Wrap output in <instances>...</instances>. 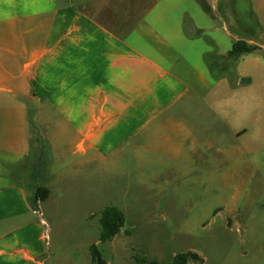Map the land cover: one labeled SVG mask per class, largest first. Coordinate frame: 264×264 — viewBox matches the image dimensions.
Here are the masks:
<instances>
[{
    "label": "crops",
    "instance_id": "obj_1",
    "mask_svg": "<svg viewBox=\"0 0 264 264\" xmlns=\"http://www.w3.org/2000/svg\"><path fill=\"white\" fill-rule=\"evenodd\" d=\"M166 3L133 4L144 12L126 16L124 3L105 0H89L85 12L71 0H0V264H45L44 220L31 218L37 212L14 180L33 147L31 115L52 130L50 149L67 145L80 157L72 170L89 169V150L111 153L137 138L131 152L163 155L187 175L203 166L206 151L214 160L226 138L247 135L264 64L248 55L235 63L248 85L211 75L203 63L209 50L198 44L202 28L192 22L183 32L182 18L164 14ZM202 8L219 29L207 13L216 7Z\"/></svg>",
    "mask_w": 264,
    "mask_h": 264
},
{
    "label": "rangeland",
    "instance_id": "obj_2",
    "mask_svg": "<svg viewBox=\"0 0 264 264\" xmlns=\"http://www.w3.org/2000/svg\"><path fill=\"white\" fill-rule=\"evenodd\" d=\"M105 1L124 3L126 16H137L139 9L144 12L133 4L168 2L162 10L183 19V32L192 22L202 28L198 44L209 50L203 63L211 75L222 73L242 85L251 82V77L234 71L242 56L235 63L223 57L234 41L227 31L258 46L247 55L264 64V0ZM71 2L78 10L89 11V0ZM211 5L215 11L207 13L215 15L216 30L202 8ZM216 53H223L216 58L218 66L211 64ZM252 95L259 103L253 104L254 120L247 135L231 137L229 142L225 137L214 160L206 151L203 166L187 175L181 164L161 161L163 155L144 149L131 152L137 138L111 153L89 150V169L72 170V162L80 157L68 152L67 145L63 153L56 146L50 149L46 140L52 130L38 127L31 115L33 147L17 163L19 179L14 180L27 195L36 186L51 191L49 199L40 202V211L31 216L44 220L38 226L43 234L40 259L45 264H91L90 246L95 245L107 264H169L173 255L184 251L201 258L188 264H264V78L253 82ZM241 121L245 122L243 117L239 126ZM86 171L88 180L82 175ZM110 206L122 212L123 224L111 240L101 242L99 218Z\"/></svg>",
    "mask_w": 264,
    "mask_h": 264
},
{
    "label": "trees",
    "instance_id": "obj_3",
    "mask_svg": "<svg viewBox=\"0 0 264 264\" xmlns=\"http://www.w3.org/2000/svg\"><path fill=\"white\" fill-rule=\"evenodd\" d=\"M256 49H258V46L249 44L246 40L239 38L232 42L230 50H228L223 57L235 63L241 56L250 54ZM244 81L248 82L249 79H245ZM48 195L49 189L47 187H34L31 193L27 195L30 208L35 212H39L40 202L44 201ZM99 221L101 225L99 240L101 242H107L111 240L122 227L123 214L117 207L110 206L101 212ZM90 255L91 264H107L100 256L95 245L90 246ZM189 262H201V258L195 252L184 251L173 255L169 264H188Z\"/></svg>",
    "mask_w": 264,
    "mask_h": 264
}]
</instances>
